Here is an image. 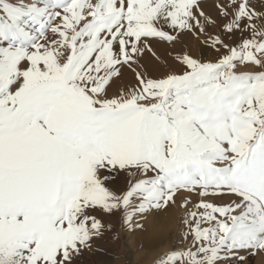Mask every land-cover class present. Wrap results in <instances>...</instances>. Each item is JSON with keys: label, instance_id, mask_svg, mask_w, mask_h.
<instances>
[{"label": "snow or ice", "instance_id": "obj_1", "mask_svg": "<svg viewBox=\"0 0 264 264\" xmlns=\"http://www.w3.org/2000/svg\"><path fill=\"white\" fill-rule=\"evenodd\" d=\"M185 35L212 58L173 55ZM172 208L153 264L264 257V0H0V264H74L105 218Z\"/></svg>", "mask_w": 264, "mask_h": 264}, {"label": "rangeland", "instance_id": "obj_2", "mask_svg": "<svg viewBox=\"0 0 264 264\" xmlns=\"http://www.w3.org/2000/svg\"><path fill=\"white\" fill-rule=\"evenodd\" d=\"M214 3L215 0H204L205 11L211 12ZM182 39L183 44L177 46L173 55L183 47L205 60L212 58L213 50L208 45L190 35ZM200 39L203 40V37ZM154 47L159 55L169 59V66H172L167 57L170 46L158 43ZM144 63L153 76L161 73L162 67L157 66L150 57H145ZM182 216L183 212L176 208L169 209L167 214L153 213L143 221L146 231L135 234L121 231L118 217L105 218V223L113 226L112 231H105L102 236L94 238L91 248L85 249L74 264H153L157 256L169 247L180 246ZM116 234H119V238L113 239ZM249 264H264V257H256Z\"/></svg>", "mask_w": 264, "mask_h": 264}]
</instances>
